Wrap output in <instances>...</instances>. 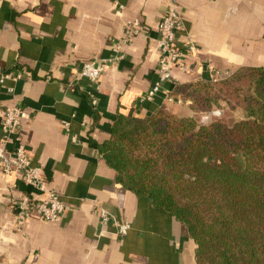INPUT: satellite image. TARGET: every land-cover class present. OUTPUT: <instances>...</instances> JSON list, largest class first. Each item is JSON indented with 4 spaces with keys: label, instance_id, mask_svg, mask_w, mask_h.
I'll list each match as a JSON object with an SVG mask.
<instances>
[{
    "label": "crops",
    "instance_id": "obj_1",
    "mask_svg": "<svg viewBox=\"0 0 264 264\" xmlns=\"http://www.w3.org/2000/svg\"><path fill=\"white\" fill-rule=\"evenodd\" d=\"M171 1L0 0V71L9 75L0 84V135L1 109L26 108L21 135L45 188L25 184L20 170L0 169V264H196L187 226L119 183L99 147L120 114L165 107L194 116L191 100L176 92L182 84L264 66V0H174L186 67H174L147 99L158 78V26ZM135 20L143 33L118 44ZM101 58L111 60L98 80L78 77L83 60ZM8 183L37 198L58 192L63 215L32 212L18 225ZM99 206L110 221L101 220ZM116 221L130 223L126 234Z\"/></svg>",
    "mask_w": 264,
    "mask_h": 264
},
{
    "label": "trees",
    "instance_id": "obj_2",
    "mask_svg": "<svg viewBox=\"0 0 264 264\" xmlns=\"http://www.w3.org/2000/svg\"><path fill=\"white\" fill-rule=\"evenodd\" d=\"M176 92L212 116L120 114L102 156L119 183L187 226L196 264H264V66ZM221 102L243 116L228 121Z\"/></svg>",
    "mask_w": 264,
    "mask_h": 264
},
{
    "label": "built area",
    "instance_id": "obj_3",
    "mask_svg": "<svg viewBox=\"0 0 264 264\" xmlns=\"http://www.w3.org/2000/svg\"><path fill=\"white\" fill-rule=\"evenodd\" d=\"M183 27L181 12L176 1L173 0L170 2L166 14L158 26V78L145 96L147 99H152L155 93L164 87L165 82L171 78L174 67L185 69L183 56L177 45V36ZM143 31V25L139 20L130 22L118 44L129 41L133 35L143 33ZM110 60L105 58L83 60L79 66L78 77H84L90 81L98 80ZM8 77L7 73L0 71V84ZM168 98L172 99L173 97L169 95ZM93 102H96V99H93ZM1 114V171L5 175H9L14 170H20L25 184L31 185L36 189L45 190L42 168L40 165L32 163L21 135L22 124L29 117V112L22 105L13 104L4 106L1 109ZM8 185L12 201L16 206L18 225L21 226L32 212L39 213L47 220H57L63 215L65 202L58 192L48 190L45 197L37 198L33 195V192L23 191L14 183H8ZM99 215L104 222L110 221L112 218L110 211L103 206H99ZM130 226L128 221H116L117 232L120 235L126 234Z\"/></svg>",
    "mask_w": 264,
    "mask_h": 264
},
{
    "label": "rangeland",
    "instance_id": "obj_4",
    "mask_svg": "<svg viewBox=\"0 0 264 264\" xmlns=\"http://www.w3.org/2000/svg\"><path fill=\"white\" fill-rule=\"evenodd\" d=\"M236 70V69H235ZM234 70V71H235ZM233 71H231V72H229V73H226L225 75H231V73H232ZM224 75V76H225ZM221 107H218V106H216L215 108L216 109H219V108H221V110H222V113H223V115L226 117V119L228 120V121H234V120H236V119H239V118H241L242 116H243V110L242 109H240V108H238V107H235V108H231L226 102H221V105H220ZM206 115H209V114H206Z\"/></svg>",
    "mask_w": 264,
    "mask_h": 264
},
{
    "label": "water",
    "instance_id": "obj_5",
    "mask_svg": "<svg viewBox=\"0 0 264 264\" xmlns=\"http://www.w3.org/2000/svg\"><path fill=\"white\" fill-rule=\"evenodd\" d=\"M208 118H209L208 116H205L203 119H204V120H207Z\"/></svg>",
    "mask_w": 264,
    "mask_h": 264
}]
</instances>
